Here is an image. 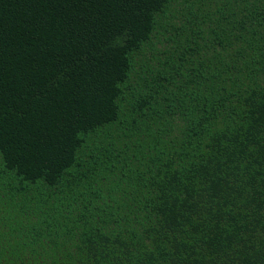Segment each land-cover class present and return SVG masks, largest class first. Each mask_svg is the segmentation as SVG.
<instances>
[{
  "label": "trees",
  "instance_id": "16d2710c",
  "mask_svg": "<svg viewBox=\"0 0 264 264\" xmlns=\"http://www.w3.org/2000/svg\"><path fill=\"white\" fill-rule=\"evenodd\" d=\"M0 264H264V0H0Z\"/></svg>",
  "mask_w": 264,
  "mask_h": 264
}]
</instances>
